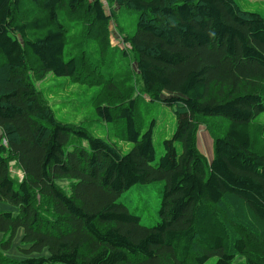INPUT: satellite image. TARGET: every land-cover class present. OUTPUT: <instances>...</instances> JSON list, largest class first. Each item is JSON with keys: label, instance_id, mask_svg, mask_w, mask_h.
I'll return each instance as SVG.
<instances>
[{"label": "trees", "instance_id": "16d2710c", "mask_svg": "<svg viewBox=\"0 0 264 264\" xmlns=\"http://www.w3.org/2000/svg\"><path fill=\"white\" fill-rule=\"evenodd\" d=\"M106 1L109 14L103 0H0V202L17 207L0 212V264H264V17L236 0ZM113 7L139 15L123 41L143 93L174 112L158 163L154 128L144 132L135 100L115 110V86L95 111L124 125L127 154L60 122L37 85L77 82L87 67L111 81ZM203 124L216 138L212 161L197 148ZM159 182V222L147 227L119 199ZM19 230L21 261L6 255Z\"/></svg>", "mask_w": 264, "mask_h": 264}, {"label": "rangeland", "instance_id": "374dc122", "mask_svg": "<svg viewBox=\"0 0 264 264\" xmlns=\"http://www.w3.org/2000/svg\"><path fill=\"white\" fill-rule=\"evenodd\" d=\"M243 11L255 12L264 17V0H236ZM108 14L111 13V6L108 7L106 0H103ZM117 15V22L112 21L109 28L112 33L107 35L111 42L113 51L106 53V57L110 59V65L106 73L111 76V81H107V77H101L100 71L91 72V67L85 68L84 72L79 76L77 82H72L70 78H51L47 77L38 88L44 92V95L52 106L56 118L66 124L81 126L83 125L90 134L95 138H103L114 143L122 154H127L133 148V144L126 142L124 139V125L121 123L107 124L95 111L96 106L109 102L106 97L109 93V87L115 86L118 92V105L114 106L115 110L126 106L129 100L136 101V119L141 126L146 128H154V145L156 148L158 163L160 157L164 154L163 142L171 139L176 129V121L174 112L171 108L163 105L162 102H152L145 95L141 88L139 80V71L134 61L131 48L123 41L125 36H131L135 33L139 15L136 12H129L124 8L113 7ZM128 56H124L123 53ZM93 60L101 62L104 67L102 56L93 55ZM37 82V81H36ZM90 83V84H88ZM114 85H112V84ZM113 96L112 92L109 94ZM258 120L264 124V113L259 116ZM217 125L218 130L222 129L224 124L218 121H211ZM211 124H203L197 132V148L199 153L208 161H212L214 157L215 135L211 130ZM214 129V128H213ZM215 130V129H214ZM216 131V130H215ZM217 132V131H216ZM218 133V132H217ZM1 135V132H0ZM88 147V140H71V147ZM262 148V144L259 145ZM70 147V148H71ZM11 175L17 180H22V173L15 162L11 163ZM67 192L69 191V182L64 180L59 182ZM164 183L159 182L150 185H137L126 191L119 199L124 203L132 213L140 215L143 223L147 227H152L159 222V210L162 201ZM12 212L16 214L17 207L10 203L0 202V212ZM249 219L255 223L254 219L249 215ZM23 230H19L15 241L6 255L12 259L25 260V256L21 251L27 246L22 245ZM8 236L0 233V243L7 240ZM258 246L264 253V241ZM1 250V245H0ZM48 253L45 252L44 255ZM264 255V254H263ZM37 256V255H35ZM217 259L212 258L206 264H216ZM245 259L238 258L234 264L244 262Z\"/></svg>", "mask_w": 264, "mask_h": 264}]
</instances>
